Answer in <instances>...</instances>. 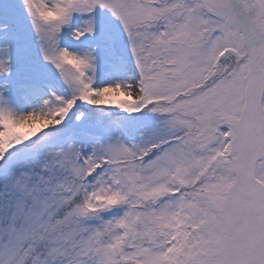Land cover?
<instances>
[{
    "label": "snow or ice",
    "instance_id": "snow-or-ice-1",
    "mask_svg": "<svg viewBox=\"0 0 264 264\" xmlns=\"http://www.w3.org/2000/svg\"><path fill=\"white\" fill-rule=\"evenodd\" d=\"M0 264H264V0H0Z\"/></svg>",
    "mask_w": 264,
    "mask_h": 264
}]
</instances>
